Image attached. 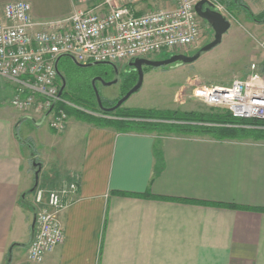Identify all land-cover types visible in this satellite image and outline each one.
<instances>
[{
	"label": "crops",
	"instance_id": "0c3cea01",
	"mask_svg": "<svg viewBox=\"0 0 264 264\" xmlns=\"http://www.w3.org/2000/svg\"><path fill=\"white\" fill-rule=\"evenodd\" d=\"M8 1L0 0V14ZM28 1L36 17H61L80 6L77 0ZM244 2L254 13L264 10V0ZM171 5L144 0L135 7L144 13ZM241 16L249 29L264 28L245 10ZM256 48L233 32L217 52L232 69L225 78L246 77L253 58L264 72V52ZM0 91L10 94L0 100V264H32L27 248L34 213L26 199L33 192L23 193L35 185L34 159L42 163V187L79 178L73 200L57 215L64 241L41 264H264V210H257L264 209V139L120 131L69 114L59 132L42 110L12 104L13 83ZM23 124L20 136L40 147L34 155L15 134ZM158 140L164 166L157 170Z\"/></svg>",
	"mask_w": 264,
	"mask_h": 264
},
{
	"label": "built area",
	"instance_id": "2783aa9c",
	"mask_svg": "<svg viewBox=\"0 0 264 264\" xmlns=\"http://www.w3.org/2000/svg\"><path fill=\"white\" fill-rule=\"evenodd\" d=\"M77 1L80 6L61 17H36L28 0L8 1L0 14V75L15 86L12 104L42 110L59 132L68 121L67 112L57 107L63 101L57 71L61 55H73L81 63L127 64L136 58L184 52L203 32L204 19L195 9L200 0H171V6L144 13H137L135 7L144 0ZM206 1L227 17L225 3ZM193 96L225 107L238 118L264 119V72L253 62L246 77L227 85L196 86ZM78 189L79 178H74L50 188L38 185L34 190L36 227L27 248L32 264H41L63 243L64 227L57 215Z\"/></svg>",
	"mask_w": 264,
	"mask_h": 264
},
{
	"label": "rangeland",
	"instance_id": "374dc122",
	"mask_svg": "<svg viewBox=\"0 0 264 264\" xmlns=\"http://www.w3.org/2000/svg\"><path fill=\"white\" fill-rule=\"evenodd\" d=\"M241 12L242 10H235L233 12V15L231 13H228L227 17L230 19L232 26L229 30L230 32L228 31V33H225L223 43L215 49H212L206 54L202 55L197 61L187 64H174L159 67L145 66L144 81L142 87L137 92L133 93L122 106L156 109H181L183 111H209L211 107L222 110L225 109V107L210 105L194 97L193 89L194 87L201 86L203 84H215L219 82L229 83L232 79L243 78L242 76L225 78V76L232 74V69L227 67V62H225L226 60L224 57L217 55V52L221 49V47L227 44V39L231 37L233 32L236 40L244 37L252 41L253 46H257V54L259 53V50H261L262 53L264 52V28H259V30H256L246 27L244 25L245 20L241 16ZM213 38L214 30L211 25L204 20L203 32L200 40L181 53L193 54L202 45L211 41ZM164 54L157 56L155 59L162 58ZM214 55H216V58L214 57ZM251 61L257 62L258 60L253 58ZM117 65L119 68L120 79L118 82L113 84H107L109 81L114 80L116 77L115 72H112L110 70V65L108 64L79 66L74 63L70 57H64L60 62L59 67L60 71L63 74L67 75V77L69 78L68 82L70 86H68L67 90L71 91L68 92L69 94L67 93L68 96L70 97V94L73 91L76 96L87 95V97H90L93 101H95V99H98L92 80L95 77L102 76L104 74V80H97L96 86L101 95L103 104L104 102L105 104H107V100H115L116 98L121 96L122 92L124 91L121 86V77L124 71H126V63ZM107 70H110L108 74H106ZM0 84L3 88H5V90L8 85L12 86V83L9 80L1 77ZM70 87H72L73 90ZM4 92L0 91V100L8 101V97L10 96V94H8L6 91ZM75 106L81 107L78 105ZM81 108L85 109L83 107ZM87 111L92 112L90 110ZM93 113L95 114L96 112ZM31 125L34 126L32 123ZM43 125L44 126L42 128H49L48 118L45 120ZM31 130L35 129L32 127L31 129H29V131ZM24 131L25 124H23L21 128L18 129V133L20 135H23L25 134ZM31 140H33V138ZM34 147L35 149L40 148L38 145H34ZM35 180L36 177H34V183ZM33 196L34 192L32 194H29V200H31ZM15 249L18 250L19 248ZM22 249V252L24 254L25 248Z\"/></svg>",
	"mask_w": 264,
	"mask_h": 264
},
{
	"label": "trees",
	"instance_id": "16d2710c",
	"mask_svg": "<svg viewBox=\"0 0 264 264\" xmlns=\"http://www.w3.org/2000/svg\"><path fill=\"white\" fill-rule=\"evenodd\" d=\"M226 4L227 10L233 15L235 10H241L239 8H244L250 19L258 22L264 23V10L259 13L252 12L249 5H247L244 0H221ZM171 53H165L162 58H167ZM64 57H68L67 54L61 56L60 62ZM174 64H184L182 62H175ZM126 71L122 74V88L124 91L121 96H123L131 87H133L138 81V71L126 64ZM261 69L264 70V61L262 62ZM66 79V86L64 88L62 98L63 101L57 102V107L64 109L67 114L75 115L79 119L91 121L97 124L110 125L115 127L120 131H136V132H157L158 134L164 133H182L190 135H203L209 134L218 139L225 138H255L264 139V119L263 118H238L233 116L227 109H217L211 107L209 111H183L181 109H156V108H142V107H127L120 106L115 111H104L100 108L98 100L93 101L87 95L76 96L73 91L68 96L67 88L69 85V78L67 75L63 74ZM60 85L62 86V79L59 76ZM72 90L73 88L70 87ZM68 93V94H67ZM95 96V95H94ZM115 100H107L105 106L114 105L120 97ZM69 102L74 105L81 106L85 109H80L71 106ZM90 110L92 112H88ZM93 112H99L102 115H95ZM19 126L16 127V136L25 143L32 151L33 155L35 153V147L33 141L29 139H23L18 133ZM155 157L157 170L164 166V156L162 148L160 146V141H157L155 146ZM30 193V190L27 191ZM144 196H150V192L142 194ZM28 203V200H27ZM201 203L207 205L215 206H225L229 208H241V209H256L246 206H240L231 203H218V202H204ZM264 210V209H257Z\"/></svg>",
	"mask_w": 264,
	"mask_h": 264
},
{
	"label": "water",
	"instance_id": "95a60500",
	"mask_svg": "<svg viewBox=\"0 0 264 264\" xmlns=\"http://www.w3.org/2000/svg\"><path fill=\"white\" fill-rule=\"evenodd\" d=\"M195 9L198 12V14L206 22H208L211 25V27L213 28L214 38L211 41L207 42L206 44L202 45L193 54H186V53L179 52V53H173L172 55H170L167 58H160V59L136 58L133 61H130L128 64L130 66H133L138 71V81L123 96H121L120 99L112 106H105L103 104L101 95H100L99 90L97 89V86H96V81L97 80H104V77L103 76L95 77L92 80V83L95 86L96 96H97L100 108L102 110H104V111H115L117 108L122 106L133 93L137 92L142 87V84L144 81V67L145 66L159 67V66L170 65V64L175 63V62H182L184 64L193 63V62L197 61L202 55H204L208 51L212 50L214 47L218 46L222 42L223 35L231 27L230 19L228 17H226L223 13L214 9L212 7V5L210 3H208L206 0L198 1L195 5ZM61 56H60V58H61ZM67 56H69L71 58V60L79 66H91V65H96V64L111 65L114 69L116 77L114 80L109 81L107 84L116 83L120 79L119 68H118V65L116 63H113L111 61H91L88 63H81L73 55H67ZM60 58L57 61V71H58L59 76L62 79V86L60 89V95H62L64 88L66 86V79H65L63 73L60 71L59 66H58ZM53 106L51 107L49 112L53 109ZM33 167L35 168L36 180H35V185L30 189V192H33L37 188V186L39 185V173H40V170L42 168V163L40 161H37L36 159H34L33 160ZM27 194H28L27 192L23 193V197H26ZM26 202H27V199H26ZM28 204H30L33 207V213H34L32 225H31V232H32V238H33L34 233H35V227H36V207L33 204V202L30 200H28ZM32 238H31V240H32ZM12 247H11V250H12Z\"/></svg>",
	"mask_w": 264,
	"mask_h": 264
},
{
	"label": "flooded vegetation",
	"instance_id": "af4514ba",
	"mask_svg": "<svg viewBox=\"0 0 264 264\" xmlns=\"http://www.w3.org/2000/svg\"><path fill=\"white\" fill-rule=\"evenodd\" d=\"M59 68H60V67H59ZM109 68H110V70H111L112 72H114V69H113V67H112L111 65L109 66ZM110 70H107V71H106V74H108ZM102 76L104 77V74H103Z\"/></svg>",
	"mask_w": 264,
	"mask_h": 264
}]
</instances>
